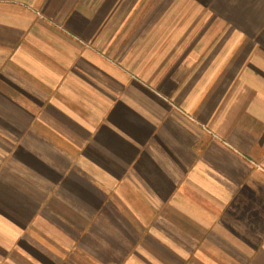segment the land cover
<instances>
[{
    "label": "crops",
    "instance_id": "obj_1",
    "mask_svg": "<svg viewBox=\"0 0 264 264\" xmlns=\"http://www.w3.org/2000/svg\"><path fill=\"white\" fill-rule=\"evenodd\" d=\"M0 264H264V0H0Z\"/></svg>",
    "mask_w": 264,
    "mask_h": 264
}]
</instances>
